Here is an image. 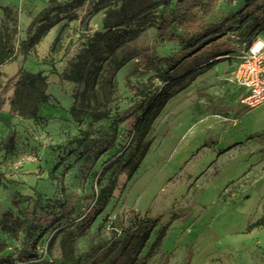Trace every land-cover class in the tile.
<instances>
[{"label": "rangeland", "instance_id": "1", "mask_svg": "<svg viewBox=\"0 0 264 264\" xmlns=\"http://www.w3.org/2000/svg\"><path fill=\"white\" fill-rule=\"evenodd\" d=\"M70 1L35 0L27 7L24 0H0V29L4 6H12L18 16L17 59L0 66V142L8 144L0 151V220L8 209L19 212L16 195L38 200L37 218L44 216L46 229L38 250L49 260L63 258L66 245L78 254L100 245L103 254L124 238L135 212L159 220L141 256L157 230L169 225L145 264H264V225L246 232L264 214V104L242 103V91L230 80L233 58L213 59L235 52L233 31L201 49L180 51L176 38L161 36L155 24L161 13L173 12L177 19L168 29L183 32L181 20L195 0H156L159 4L143 19L147 28L138 38L140 47L156 46L161 56L185 55L184 65L194 68L195 77L169 99L143 143L132 136L134 116L118 124L114 147L94 162L92 140L112 133L119 113L142 98L141 90L151 94L163 84L136 57L115 74L89 73L88 64L81 75L80 54L104 41L99 32L105 31L106 10L120 0H80L46 13L47 7ZM213 3L203 15L206 21L223 20L244 0ZM47 14L54 26L24 60L27 27L35 20L34 32ZM244 26L248 32L255 27L253 36L264 38V21L255 25L248 19ZM96 49L89 51L90 61ZM21 67L28 75L19 73ZM31 76L37 88L29 83ZM41 92L49 95L47 102H40ZM93 112L107 115L97 119ZM130 155L141 163L128 178L116 167ZM115 175L111 199L84 229V216ZM57 200L73 209L68 218L54 221L47 212ZM19 246L20 238L0 228V256L15 255Z\"/></svg>", "mask_w": 264, "mask_h": 264}, {"label": "trees", "instance_id": "2", "mask_svg": "<svg viewBox=\"0 0 264 264\" xmlns=\"http://www.w3.org/2000/svg\"><path fill=\"white\" fill-rule=\"evenodd\" d=\"M80 0H71L62 5H51L46 8V13L58 9V7L68 8L75 6ZM156 0H120L114 6L106 10L104 20L105 31L99 32L104 41L96 49V44H89V48L83 54H80V74H83L85 67L89 64V73L108 71L116 73L123 65L133 58L139 59V65L144 66L154 72V76L161 82L153 93L140 91L142 98L138 99L132 106L122 110L114 122L112 133L107 137H98L92 140L90 150L93 151L94 162L101 155L111 150L117 140L118 124L135 116L136 120L132 126V136L138 140L137 144L143 143V140L149 135L153 123L159 113L162 111L169 99L178 91L187 87L195 77L194 68H187L184 65L185 55L161 56L156 46L140 47L138 38L147 28L143 21L148 10L158 5ZM213 0H195L193 6L189 9V16H183L181 23L184 27L183 32L177 33L168 29L172 26L177 16L173 12L169 14L161 13L155 26L161 36L175 37L180 47V51L188 49H201L206 44L212 42L220 35L230 31H239L245 36H249L255 30V27L249 32L244 30V23L248 19H253L255 25L264 21V0H244L243 5L237 11L231 12L229 16L221 21H206L203 15L209 14L213 7ZM194 8L198 10L194 11ZM4 20L0 29V66L17 59V47L15 37L18 33V16L12 6L3 7ZM42 16L39 19V26L33 32L36 21L33 20L26 29V37L21 45L24 53V60L27 58L29 50L40 40L46 31L54 26V23H48L47 17ZM96 49L94 58L90 61L88 53ZM229 53L216 54L213 59L228 57ZM21 75H28L26 70L19 69ZM34 77V76H33ZM28 77L29 83L33 87H38L36 79ZM2 86L0 72V87ZM49 95L41 92L40 102H47ZM38 107L34 109V115L38 114ZM92 115L99 119L107 114L103 112H93ZM14 138H10V144ZM8 146L7 142H0V151ZM13 145V144H12ZM141 163L140 158L130 155L121 161L116 167L118 171L123 172L128 178H131ZM117 175L108 179L96 197L95 203L84 216L82 226L84 229L90 227L96 217L102 212L103 207L111 199L114 190L117 187ZM38 195H40L38 193ZM27 203V206H25ZM14 206L19 210H6L0 220V228L4 233L12 234L20 238V246L15 248V255L0 256V264H16L34 261V264H145L147 257L161 245L167 234L169 225L161 226L156 233L154 240L150 243L144 256H141L143 249L147 246L152 233L159 224V220L152 216H141L132 212L129 224L125 228V236L122 240L113 242L112 246L103 254H99L104 246L96 245L91 249L78 254L71 245L64 246L63 258L60 260L47 259L42 253H39L38 245L44 236L46 229H42L43 217L37 218L38 200L33 196L16 195L13 199ZM59 208V212L55 208ZM53 209V210H52ZM72 206L64 204L60 200L54 201L52 207L48 210V215H54V221L69 217ZM68 219L64 225H68ZM264 225V214L255 221L249 223L246 232ZM84 256V259L82 257Z\"/></svg>", "mask_w": 264, "mask_h": 264}, {"label": "built area", "instance_id": "3", "mask_svg": "<svg viewBox=\"0 0 264 264\" xmlns=\"http://www.w3.org/2000/svg\"><path fill=\"white\" fill-rule=\"evenodd\" d=\"M230 34L235 52L229 53L234 65L230 80L242 89V103L250 108L264 104V38Z\"/></svg>", "mask_w": 264, "mask_h": 264}, {"label": "crops", "instance_id": "4", "mask_svg": "<svg viewBox=\"0 0 264 264\" xmlns=\"http://www.w3.org/2000/svg\"><path fill=\"white\" fill-rule=\"evenodd\" d=\"M24 2H25V6L31 7L35 3V0H24ZM238 88H240V87H238ZM240 90L242 91L241 88H240Z\"/></svg>", "mask_w": 264, "mask_h": 264}]
</instances>
